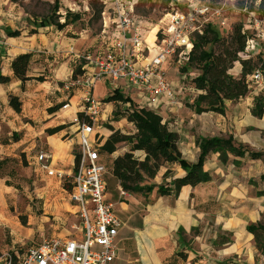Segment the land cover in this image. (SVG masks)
Wrapping results in <instances>:
<instances>
[{
  "label": "rangeland",
  "instance_id": "1",
  "mask_svg": "<svg viewBox=\"0 0 264 264\" xmlns=\"http://www.w3.org/2000/svg\"><path fill=\"white\" fill-rule=\"evenodd\" d=\"M55 1L1 0L4 7L12 6L20 13L22 19L29 23V33L38 35L37 41L43 39L44 36L50 38L49 49H51L50 44L54 39L53 36L64 41L81 39L83 46L80 45L76 49L81 48V51L87 49L100 34L104 19L108 17V13L104 14V12L110 8L111 1L57 0L58 8L55 7ZM134 3L135 16L143 25L144 32L152 30L154 27L157 31L161 27L164 16L168 13L174 11L194 12L200 7H208L210 13H213L207 14L204 18L199 16L198 21L201 24L210 18V25L225 40L230 38L235 26L240 25L242 30L248 27V30L244 32L249 39L254 38L256 45L260 47V55L258 54L257 59L260 61L264 58V43L259 40L261 38L256 37L258 32L251 29L254 24L253 19H258L256 11L259 0H136ZM216 11L218 14H215ZM65 12L78 14L80 19L59 32L53 25L52 19L58 16L63 17ZM250 13L253 15L251 16ZM62 17L58 20L59 23L63 22ZM221 23L224 25L222 26ZM263 28L262 25L258 30L264 31ZM72 43L76 44V42ZM40 51L46 52L47 50L41 49ZM56 54H48L51 57L49 59H55L49 69L60 78L63 70L65 71L63 63L66 62V59L61 56L54 58L57 56ZM183 63H178L177 59H171L164 67L167 81L175 91L178 89L174 86L177 83L184 85L185 88H195L194 79L199 73L196 70H191L184 75L181 70L186 63ZM260 65L264 69L262 61L257 66ZM239 66L236 63L230 72L235 73ZM43 76H47V71ZM42 89L46 91L47 88L43 85L37 93L43 94L44 90ZM111 92L112 87L109 85L104 87L102 83H97L93 90V98L101 100ZM180 97L183 112L177 119L178 127L174 128L181 133L180 142L192 143L199 138L228 139L231 137L236 148L242 147L260 155L259 158L253 160L242 159L239 167H235L231 163L233 159L238 158L229 156V162L222 165L218 161L217 155L210 154L208 156L204 170L209 173L211 181L198 188L200 194L209 197L208 203L201 204V212L206 210L208 216L202 219L204 222H201L196 230V234L204 238L202 244H206V247L200 249L204 253L208 252V259L211 261L218 256L217 251L231 247L229 253L232 251V254L226 257L232 260L230 264H264V252L260 250L263 249L261 239L255 241L252 235L245 232V227L252 224L259 223L264 226V184L259 181V176L264 171V117L256 119L251 115L254 101L260 99L264 102V94L257 96L252 102L249 99L253 97L249 95L237 103L229 105L228 114L224 118L209 113L196 116L190 108L195 96L187 92L183 97ZM186 99H188L187 102H185ZM73 109H75L74 106ZM120 109L113 107L106 120L98 121L96 124L108 129H117L118 132L135 133L134 127L128 125L126 120L118 122L120 119H124L119 117L120 112L123 111ZM126 109L139 110V107L131 103ZM117 147L119 150L124 147V144H119ZM197 155L195 152L194 154L189 153L186 158L188 162H194ZM6 159V164L0 167V222L4 224V226H0L2 262L8 256H13L14 253L25 252L33 244L39 243L43 239L69 236L73 233V228L79 227L80 223L77 210L71 212L72 214L66 213L74 206L70 202V208L63 211L66 213L67 221L64 224H60L58 221L61 214L58 212L60 208L56 205V196L61 194L66 199L61 191L62 183L67 179L66 177L62 181L52 178V182L49 183V180L37 176L38 174L35 173L33 167L28 166L23 155L18 154L16 158ZM53 160L55 161L56 157H53ZM102 163L106 169L107 193L116 195L115 184L117 181L112 175L111 157L103 155ZM161 171L159 170L154 180L147 183L156 187L160 184H167V181L162 178ZM170 176H173V173ZM151 195H157L156 191H153ZM148 196L142 197L147 198ZM43 202L46 205L45 212L41 211ZM62 202V200L59 201V203ZM47 208L51 210L48 211ZM206 221L207 225L204 224ZM215 221L216 223L219 221L234 222L235 224L231 227V232H222L220 226L214 224Z\"/></svg>",
  "mask_w": 264,
  "mask_h": 264
},
{
  "label": "crops",
  "instance_id": "2",
  "mask_svg": "<svg viewBox=\"0 0 264 264\" xmlns=\"http://www.w3.org/2000/svg\"><path fill=\"white\" fill-rule=\"evenodd\" d=\"M104 20L102 29H105L106 26L109 25L108 17ZM141 29L143 39H145V42L149 47H152L153 42L151 44L147 42V37L151 30L144 32L143 27ZM14 31H18L19 35L17 37H8V33ZM98 36L91 42L87 49L83 51L94 52L99 50L100 44L98 42ZM38 38V35H29V23L22 19L20 13L14 10L12 6H9V8L4 7L0 0V76L8 77L10 79L9 83L0 84V162L2 163L0 167L6 164V158H16L18 154H21L25 157L28 166L34 168L35 173L38 174L37 176L49 180V183H51L53 180L52 178L56 179L57 177L54 174L49 175L42 171L37 162V155L43 153L49 158L52 169L63 173L64 177L67 178L65 180L63 179V185L65 182L69 183L70 176L73 172V150L77 144V125L73 122V119L82 112L83 106L81 107L82 103L80 102V89H73L70 93H64L60 86L64 81L66 82L71 79L72 72L77 65L74 53L83 52L80 50L81 48L78 50L76 49V47L81 45L82 41L81 39L64 41L61 38L53 36L54 39L50 44L51 49H49L48 44L50 38L44 36L43 39L37 41ZM72 42H76V44ZM41 49H46L47 51H40ZM149 49V54L152 55L153 50H151V48ZM26 53L32 54L27 69V77L30 79L42 77L46 71L47 76H43L45 79L43 83L30 80L27 81L24 86H22L23 89H21V83L13 77L10 65L15 57ZM49 53H57V56L54 58L61 56L66 59V62L63 63L65 71L63 70L62 73V76L65 77L61 76L58 78L55 72L49 69L55 61V59H49L51 58L48 55ZM240 71L241 68L239 66V69H237L235 73L230 72V74L236 78ZM43 85L46 86V91L42 89L44 90V93L38 94L37 91L40 90ZM102 85L105 87V85L109 84L102 82ZM117 85L120 88L115 91L127 98L128 102L127 104H122L120 102L106 104L101 102L102 110L99 117V121L101 122H104V120H106L111 114V109L113 107L125 110L128 105H131V103L141 108L144 105L145 101L139 96L137 90L124 88L122 82H119ZM174 86L178 87L177 90L182 88V91L178 96V107L170 108L166 104V100L162 99L159 108L152 112L158 114L162 118V122L166 123L168 128L178 135V151L183 159L188 162L186 158L187 155L189 153L194 154V152L198 154L199 150L194 141H192V143L180 142L182 137L181 133L174 130V128L178 127L179 123L177 119L180 117L181 112H183L180 96L183 97L185 93L190 92L196 98L199 93L194 87L185 88L184 85L179 83ZM113 92L112 89V92L110 94L107 93V96L111 95ZM9 96L17 97L19 99V102L21 103L20 114H16L9 107ZM187 100L188 99H186L185 102H187ZM249 100L252 102L253 98ZM65 104L68 106L64 110L60 109L52 114L47 112L49 108ZM231 104V102H224L227 114L229 111L228 106ZM73 106L75 109H73ZM212 115L224 118L217 114ZM123 120L125 121V118L120 119L118 122L120 123ZM57 127H63V129L53 135L46 133V131ZM112 130L113 132L118 131L117 129ZM94 133L98 134L100 145L102 146L112 134V131L111 129L96 124ZM120 133L123 135L134 134L123 133L121 131ZM13 134L18 136L16 142L12 138ZM123 144L124 147L118 150V147L116 146V151L113 154L108 155L111 157L112 161L129 152L130 145L126 143ZM103 155L107 154H101L102 160ZM133 155L139 161H142L144 158L142 152H135ZM53 157H56L55 161L53 160ZM160 170H162V176L165 172L169 171V176L165 181H167L169 184L168 187L170 188H172L170 182L182 177L184 174L179 166L175 164H165V167L162 166ZM172 173L173 176H170ZM115 185L117 194L112 195L107 193L106 189V200L113 205L114 213L123 224V227L120 228L117 233L115 243L118 252L117 258L112 264L231 263L232 260L226 258L229 254H232V251L229 253L231 247L217 251L216 254L218 256L213 258L212 261L208 259V252L204 253L200 249L206 247V244H202L204 238H202L201 235H197L196 230L199 228L201 222H204L202 219H205L208 216L206 210L201 212V204L209 202L208 195L199 193L198 188L203 185L195 188L189 186H173L172 192L169 196L161 197L159 195H151V193L147 198L131 195L125 198L120 197V187L118 182H116ZM61 191L66 196V199L61 194H58L56 196V205L60 208L58 209V212L61 214L58 221H60V224H64L65 221H67L65 219V214H72L71 212H74L76 208L75 206L70 208L67 191L64 188ZM60 200L63 202L59 203ZM67 208H70L71 210L67 211ZM45 210L46 205L43 202L41 205V211L45 212ZM47 210L50 211L51 209L47 208ZM63 211L67 212L65 213ZM204 224L207 225V221ZM214 224L220 226L222 232H231V227L234 226L235 223L219 221L216 223L215 221ZM0 226H4V224L0 222ZM179 230H182V233H179ZM1 262L2 257L0 256V264H4V261Z\"/></svg>",
  "mask_w": 264,
  "mask_h": 264
},
{
  "label": "built area",
  "instance_id": "3",
  "mask_svg": "<svg viewBox=\"0 0 264 264\" xmlns=\"http://www.w3.org/2000/svg\"><path fill=\"white\" fill-rule=\"evenodd\" d=\"M110 1V8L104 12L108 13L109 25L98 36L99 50L74 53L82 74L75 79L71 76L61 87L64 93L80 89V102L83 105L81 116L77 115L73 119L77 125V144L74 149L77 163L67 183L71 187L67 197L78 211L79 227H74L69 236L43 239L25 252L14 253L5 259L4 264L113 263L118 252L115 240L123 224L116 217L113 205L106 200V169L102 163L98 134L94 133L102 103L93 98L94 87L97 83L106 82L115 91L120 88L117 84L122 82L124 88L137 90L144 99V105L139 109L156 111L162 99L166 100L170 108L178 107L182 88L175 91L171 87L164 67L171 59L183 64L188 62L194 37L201 36L211 22L209 18L201 24L199 16L204 18L213 13L208 7H200L194 12L174 11L166 14L161 27L154 34L152 47H149L142 37L143 25L134 13L136 0ZM253 23L251 29L258 32L256 37L264 43V31L258 30L264 26V18H254ZM246 30L248 27L242 32ZM255 42L254 38H248L244 51L238 54L240 60L257 59L260 47ZM149 48L153 50L152 55L149 54ZM260 61L264 63V58ZM246 84L247 96L251 95L253 101L264 94V69L261 65L246 76ZM67 106L65 104L61 109ZM36 158L42 171L54 174L62 181L64 174L52 169L45 154L40 153ZM119 196L125 198L129 194L119 189Z\"/></svg>",
  "mask_w": 264,
  "mask_h": 264
},
{
  "label": "trees",
  "instance_id": "4",
  "mask_svg": "<svg viewBox=\"0 0 264 264\" xmlns=\"http://www.w3.org/2000/svg\"><path fill=\"white\" fill-rule=\"evenodd\" d=\"M55 7L58 8V1H55ZM245 8V7H243ZM256 14L258 19L264 18V0H259ZM62 16L52 19L56 30L63 31L67 26L74 24L80 19L78 14L65 12L63 22L58 20ZM51 20V19H49ZM33 35L34 33H29ZM18 31L8 33V37H17ZM248 36L242 32V27L237 25L233 28L228 40L221 38L216 30L207 25L201 36H195L193 47L189 53L188 62L182 67V73H188L196 70L199 74L194 79L195 88L200 92L196 96L190 108L195 115L207 113L217 114L222 117L227 116V110L224 102L237 103L248 95L246 76L249 75L258 65L257 59L240 60L238 54L243 52L246 47ZM32 54L26 53L15 57L10 65L13 77L20 81L21 89L27 81L35 80L43 83L44 77L30 79L27 77V69ZM238 63L241 68L239 77H233L229 72L234 65ZM80 65H76L72 72V79L82 74ZM10 82L8 77L0 76V84ZM102 103L120 102L126 104L127 98L122 97L120 93L114 91L111 95L101 100ZM9 107L16 113H21V103L17 97L9 96ZM63 105L49 108L47 112L52 114L60 110ZM251 115L256 119L264 117V102L256 99L251 109ZM81 114L78 115L80 117ZM121 118L132 124L135 130L133 135H123L118 131L113 132L100 148L101 154L111 155L116 151V146L126 143L130 145L128 153L117 157L112 161V175L119 184L122 191L131 196H146L156 191L159 196H169L173 186H189L195 188L207 184L211 181L208 172L204 170V165L210 154H217L218 161L225 165L229 162V156L234 158L231 161L235 167L240 166L242 159H257L259 154L252 153L242 147H235L231 137L223 139L219 137L199 138L195 144L199 150L198 156L193 163L183 159L178 151L179 137L172 132L162 118L151 111L139 109H125L120 112ZM63 127H57L46 131L47 134L53 135L61 131ZM13 140L16 142L18 136L13 134ZM142 152L144 158L139 161L133 153ZM74 166L77 163L76 153L73 150ZM0 162V166H1ZM165 164H175L183 171V176L175 179L165 185L153 186L148 181L155 179L160 168ZM169 176V171L162 176L165 180ZM259 181L264 184V171L259 176ZM63 188L69 192L71 187L65 182ZM248 234L254 237L255 241L261 239L264 252V226L256 223L245 227ZM182 233V230L178 231ZM224 244V243H221ZM184 257V256H183Z\"/></svg>",
  "mask_w": 264,
  "mask_h": 264
},
{
  "label": "bare ground",
  "instance_id": "5",
  "mask_svg": "<svg viewBox=\"0 0 264 264\" xmlns=\"http://www.w3.org/2000/svg\"><path fill=\"white\" fill-rule=\"evenodd\" d=\"M155 31H156V28H155V27L152 28L150 34H149L148 37H147V42H148L149 44H151V43L153 42V40H154V36H153V35H154Z\"/></svg>",
  "mask_w": 264,
  "mask_h": 264
}]
</instances>
